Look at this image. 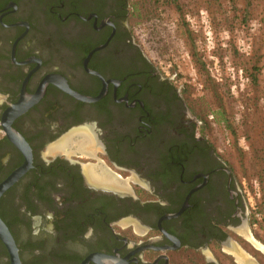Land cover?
I'll list each match as a JSON object with an SVG mask.
<instances>
[{
    "label": "flooded vegetation",
    "instance_id": "obj_1",
    "mask_svg": "<svg viewBox=\"0 0 264 264\" xmlns=\"http://www.w3.org/2000/svg\"><path fill=\"white\" fill-rule=\"evenodd\" d=\"M130 16L0 0V264H264V199Z\"/></svg>",
    "mask_w": 264,
    "mask_h": 264
},
{
    "label": "rangeland",
    "instance_id": "obj_2",
    "mask_svg": "<svg viewBox=\"0 0 264 264\" xmlns=\"http://www.w3.org/2000/svg\"><path fill=\"white\" fill-rule=\"evenodd\" d=\"M132 34L258 205L264 199V0H129Z\"/></svg>",
    "mask_w": 264,
    "mask_h": 264
},
{
    "label": "water",
    "instance_id": "obj_3",
    "mask_svg": "<svg viewBox=\"0 0 264 264\" xmlns=\"http://www.w3.org/2000/svg\"><path fill=\"white\" fill-rule=\"evenodd\" d=\"M0 227H2V229L5 232V228L3 226H0ZM2 238L4 239L6 245H8L9 247H11V246L13 247L12 239L10 238V236L7 233H5V236ZM12 261H13V264H19V261H18L16 256L13 257Z\"/></svg>",
    "mask_w": 264,
    "mask_h": 264
},
{
    "label": "trees",
    "instance_id": "obj_4",
    "mask_svg": "<svg viewBox=\"0 0 264 264\" xmlns=\"http://www.w3.org/2000/svg\"><path fill=\"white\" fill-rule=\"evenodd\" d=\"M175 2L177 1V0H174Z\"/></svg>",
    "mask_w": 264,
    "mask_h": 264
}]
</instances>
